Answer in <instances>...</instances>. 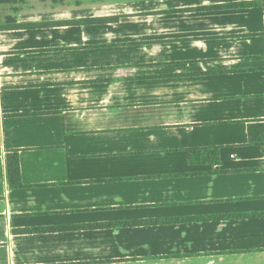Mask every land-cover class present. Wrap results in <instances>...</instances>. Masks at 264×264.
I'll use <instances>...</instances> for the list:
<instances>
[{
  "label": "crops",
  "instance_id": "obj_1",
  "mask_svg": "<svg viewBox=\"0 0 264 264\" xmlns=\"http://www.w3.org/2000/svg\"><path fill=\"white\" fill-rule=\"evenodd\" d=\"M263 125L264 0H0V264H264Z\"/></svg>",
  "mask_w": 264,
  "mask_h": 264
},
{
  "label": "trees",
  "instance_id": "obj_2",
  "mask_svg": "<svg viewBox=\"0 0 264 264\" xmlns=\"http://www.w3.org/2000/svg\"><path fill=\"white\" fill-rule=\"evenodd\" d=\"M262 138L259 140V138L254 139L253 136H251V140L253 142H257L260 143L262 145H264V125L262 126ZM9 171H10V178L13 184H15L16 186L21 185V181H20V162H19V156L18 154H9Z\"/></svg>",
  "mask_w": 264,
  "mask_h": 264
}]
</instances>
